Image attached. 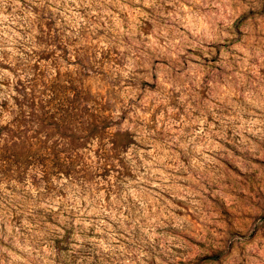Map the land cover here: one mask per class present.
<instances>
[{
	"label": "clouds",
	"instance_id": "1",
	"mask_svg": "<svg viewBox=\"0 0 264 264\" xmlns=\"http://www.w3.org/2000/svg\"><path fill=\"white\" fill-rule=\"evenodd\" d=\"M261 161L264 0H0V264H264Z\"/></svg>",
	"mask_w": 264,
	"mask_h": 264
},
{
	"label": "rangeland",
	"instance_id": "2",
	"mask_svg": "<svg viewBox=\"0 0 264 264\" xmlns=\"http://www.w3.org/2000/svg\"><path fill=\"white\" fill-rule=\"evenodd\" d=\"M48 60H51V57H48ZM44 60L43 58H41L40 63H43ZM35 69L37 71V73L41 72V68H40V64H36ZM45 84H47V80L44 81ZM37 86H39V79L37 80ZM32 103L35 105L37 103L35 97H33V101ZM85 147H87V145H85ZM256 161H253V164H255ZM260 163V167L264 168V161L259 162ZM231 171V169H230ZM258 178H259V171H258ZM237 179L240 181L238 188H239V194L240 196H248L250 198H252L253 200H255L256 197V185L255 183H253L251 178H248L247 181L241 180L239 176H237ZM261 191L264 192V180H261ZM234 193L232 192H225L222 193V198L227 200L228 197L233 196ZM245 214L247 215V211L245 212Z\"/></svg>",
	"mask_w": 264,
	"mask_h": 264
}]
</instances>
